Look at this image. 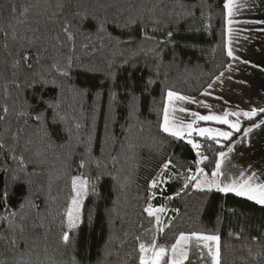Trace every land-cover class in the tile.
I'll return each mask as SVG.
<instances>
[{
	"label": "trees",
	"instance_id": "1",
	"mask_svg": "<svg viewBox=\"0 0 264 264\" xmlns=\"http://www.w3.org/2000/svg\"><path fill=\"white\" fill-rule=\"evenodd\" d=\"M225 2L0 0V264H139V243L167 258L193 232L220 237L221 264H264V205L188 180L242 130L193 149L161 128L168 91L195 97L227 67ZM75 176L88 191L68 229Z\"/></svg>",
	"mask_w": 264,
	"mask_h": 264
},
{
	"label": "crops",
	"instance_id": "2",
	"mask_svg": "<svg viewBox=\"0 0 264 264\" xmlns=\"http://www.w3.org/2000/svg\"><path fill=\"white\" fill-rule=\"evenodd\" d=\"M232 3L235 6L231 17L228 16V9L225 8V47L227 52L231 47L234 56L238 59L229 57L227 67L221 72L224 73L221 80L213 83L220 73L210 83L213 84L211 89L207 86L199 95L190 97L196 102L175 98L169 101L168 92L166 93L164 108L167 104L169 121L175 122L177 126L191 123L195 119L192 113L222 115L225 110L232 112L264 108V0H232ZM228 20L232 21L231 25L228 24ZM229 28L231 32L228 31ZM206 90L211 95H204ZM243 118L245 117L241 115L239 120ZM261 122H264V118L256 124ZM207 125L223 127L222 124L214 121H197L194 126L206 127ZM194 136H196L195 133L190 138L193 140ZM242 136L243 133L229 146L232 151H229V148L224 151L227 155L222 158V175L218 177L221 186L233 182L242 183L253 173H255L254 184L264 183V124L254 128L243 142H241ZM183 138L189 139L187 136ZM203 243L192 238L185 244L188 259L184 261V264H211Z\"/></svg>",
	"mask_w": 264,
	"mask_h": 264
},
{
	"label": "snow or ice",
	"instance_id": "3",
	"mask_svg": "<svg viewBox=\"0 0 264 264\" xmlns=\"http://www.w3.org/2000/svg\"><path fill=\"white\" fill-rule=\"evenodd\" d=\"M235 5L232 3V0H226L224 7L228 9V16L231 17L233 12L232 9ZM27 11V9H25ZM232 21L228 20V24L231 25ZM68 26H65V31H67ZM99 30H103V25L100 26ZM229 32H231V28L228 29ZM168 36L171 37L172 33H168ZM71 38V36H70ZM145 39H154L153 37L145 36ZM132 41L129 40L127 43H131ZM159 43V42H158ZM227 55L231 58L238 59L234 56L233 50L231 47H229ZM23 60L26 62L28 60V55L25 53L23 56ZM244 63H248L244 61ZM31 67V65H28ZM62 75H67L66 72H62ZM224 73H221L220 76L216 77L213 81L215 83L217 80H221ZM44 83H47L44 81ZM213 87V84H209L208 88L211 89ZM204 95H211L210 92L207 90ZM169 101H171L173 98L177 100L182 101H192L193 98L181 96L178 93H175L173 91H168L167 93ZM42 100V98H41ZM47 106L49 108H56L57 105L46 102ZM203 103V102H200ZM5 112H7V108L4 109ZM181 111H185L184 109H181ZM264 113V108L256 109L253 108L248 111H227L225 110L222 115L217 114H209V115H200L199 113H192V115L195 117V119L188 123L187 125H179L177 126L175 122L169 121V111H168V105L165 104L164 108V117H163V123L161 125L162 130L165 133H168L174 137L183 138L185 136L189 137L188 143L192 146L193 149H200L201 145L197 142H194L190 137L195 133L196 135L200 137H205L209 140L215 141L217 144H219L221 141L219 138H223L224 140H229L230 137H232L233 132H243V136L241 138V142H243V139L248 136L250 132L254 128L261 127L264 122H261V124H252L251 127L243 128L241 129V123L239 120V117L242 115L248 120H251L253 117L257 115V113ZM229 117H235L236 119H230ZM2 118V117H0ZM55 118V117H54ZM37 121L43 120V113H37L34 117ZM197 121H214L219 124L227 125L230 131H222L219 128H212V127H199L194 126L196 125ZM2 147V145H0ZM229 151H232L231 148H229ZM200 155V160L197 161V164L203 160H206L207 157ZM227 155L224 151H220L218 153V156L221 159L216 160L215 169L212 172V179H208L207 175L204 173L203 169L200 167H197L196 174L189 175L188 180L193 181V187L197 189H203L208 188L209 190L212 188H217L221 192L228 193V192H235L238 196H244L247 197L249 200L255 201L257 204L264 205V183H253V180L255 179V173H253L252 176L248 177V179L241 182H233L229 184H224L221 186V183L218 181V177L222 175L221 171V164H222V158H224ZM21 164H22V158H21ZM171 164V161L166 162L162 166L163 169H167L169 165ZM84 166V162L81 161V167ZM191 171V170H189ZM243 175V173H242ZM18 177H13V181L17 180ZM158 181L156 179H153L150 183V187H156ZM73 184V191L75 195L72 198L71 204L69 205L67 211H66V219L68 222L69 228H75L76 223L78 220V213H79V206L82 202L83 196L87 194L88 191V181L86 179L80 178V177H73L72 180ZM188 184L186 182L185 187H187ZM93 189H95V185H93ZM4 197L6 198L8 195V186L5 185ZM27 199V198H26ZM151 199V197H149ZM30 203V202H29ZM24 207V204L21 203V208ZM144 211L148 214L149 217H154L156 224L158 226V230L163 231L162 228H160L161 219L158 213L164 212V208L158 207L153 209L151 205L146 207ZM15 213H10L9 216H5L2 219L9 220L10 217H14ZM192 238H195L197 241H203V247L207 249V255L211 259V264H221V252H220V237L218 235H204L200 233H191L189 235H185L184 233H181L179 237L176 239L175 243L171 245V255L167 256L166 258V249L163 247H159L155 240L151 242V244H146L144 242L139 243V264H161L162 261L166 260V264H184V261L188 259V251L185 248V244L190 241ZM253 239H256L253 237ZM62 240L67 243L69 241V233L64 232L62 236ZM137 240H139V237H137ZM13 245H16L18 242L13 239L12 240ZM151 251V256H148L147 254ZM201 257L203 258V253H201ZM74 264H75V258Z\"/></svg>",
	"mask_w": 264,
	"mask_h": 264
},
{
	"label": "rangeland",
	"instance_id": "4",
	"mask_svg": "<svg viewBox=\"0 0 264 264\" xmlns=\"http://www.w3.org/2000/svg\"><path fill=\"white\" fill-rule=\"evenodd\" d=\"M244 119H246V118H243V119H240V123L242 122V120H244ZM223 125V124H222ZM206 127H212V128H214L215 126L214 125H210V126H206ZM215 128H218V127H215ZM248 128V127H247ZM220 130H222V131H230L231 129H229L228 128V126L227 125H223V127L222 128H219ZM234 133V132H233ZM243 133V132H242ZM196 136H198V135H196ZM198 137H200V136H198ZM220 140H224L223 138H219ZM211 177L209 178L208 176H207V178L208 179H211L212 178V174L210 175ZM75 177H80V176H75ZM80 178H83V177H80ZM84 179V178H83ZM73 180V179H72ZM206 188V187H205ZM72 189H73V184H72ZM204 189V188H203ZM75 195V193H74V191H73V196ZM86 195V194H85ZM85 195L83 196V199H82V202H81V204H80V206H79V213H78V220H77V223H76V226L80 223V221H81V208H82V203H83V201H84V199H85ZM73 198V197H72ZM72 198H71V200H70V203H69V205L71 204V201H72ZM66 226H67V228L68 229H71V228H69L68 227V222H67V219H66ZM151 242L152 241H148V240H146L144 243H146V244H151ZM159 247H162L161 245H158ZM170 252H169V256L171 255V247H170V250H169ZM151 251L147 254L148 256H151Z\"/></svg>",
	"mask_w": 264,
	"mask_h": 264
},
{
	"label": "water",
	"instance_id": "5",
	"mask_svg": "<svg viewBox=\"0 0 264 264\" xmlns=\"http://www.w3.org/2000/svg\"><path fill=\"white\" fill-rule=\"evenodd\" d=\"M200 168H202V167H200ZM194 174H196V171L194 172ZM194 174H193V175H194ZM192 182H193V181H192Z\"/></svg>",
	"mask_w": 264,
	"mask_h": 264
}]
</instances>
